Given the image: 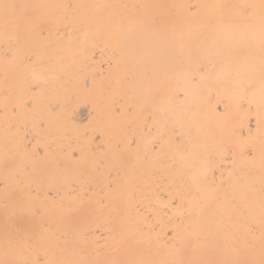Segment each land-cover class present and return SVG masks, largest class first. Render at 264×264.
<instances>
[{
    "label": "bare ground",
    "instance_id": "bare-ground-1",
    "mask_svg": "<svg viewBox=\"0 0 264 264\" xmlns=\"http://www.w3.org/2000/svg\"><path fill=\"white\" fill-rule=\"evenodd\" d=\"M0 264H264V0H0Z\"/></svg>",
    "mask_w": 264,
    "mask_h": 264
}]
</instances>
